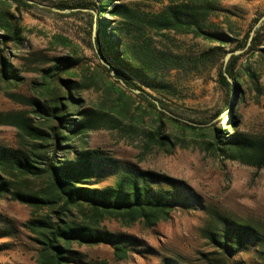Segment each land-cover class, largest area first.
<instances>
[{"label":"trees","instance_id":"16d2710c","mask_svg":"<svg viewBox=\"0 0 264 264\" xmlns=\"http://www.w3.org/2000/svg\"><path fill=\"white\" fill-rule=\"evenodd\" d=\"M122 0H91L70 5L66 2L53 5L62 17L83 16L87 27L85 35L91 50L103 69L121 88L133 93L151 109L162 116L175 112L159 97H149L145 92L174 94L175 87L168 80L171 72L183 68L184 60L172 57L154 47L153 38L163 33L191 35L219 46L203 51L198 57L189 58L192 67L204 65L212 59L223 60L216 68L218 86L237 94L238 82L235 63L231 57L224 64L219 49L227 44L228 37L211 35L204 30L214 7L210 0H169L158 13L131 7ZM8 8L0 15V77L17 85L20 78L3 56L2 46L23 45L19 26L22 14L33 10L48 9L37 0H3ZM53 13V12H51ZM95 14V16L93 15ZM94 26V37L92 29ZM264 24L255 32L246 48L248 33L233 46V51L249 53L257 50L262 41ZM58 43L69 47L72 43L57 37ZM232 51V52H233ZM44 70L41 86L54 85L49 100H28L31 112L0 113V126L16 130L19 145L15 149L0 148V197L30 208L33 218L25 228L31 233L36 246L35 264H78L75 247L109 246L113 255L122 260L127 257L128 237L114 235L100 227L105 219H114L123 226L136 222L146 229L169 220L178 208H192L199 204L198 197L181 181L165 175L141 171L125 165L109 155L85 147L83 138L101 128V123L119 124L100 110H82L83 100L75 95L80 90L72 70L79 66L73 57L50 59ZM111 72L113 75H111ZM66 76V78H63ZM120 98L124 95L118 89ZM63 92V96L62 93ZM228 103L226 110L230 109ZM76 111L71 112L72 109ZM34 114V117H30ZM202 120L193 121L200 124ZM37 124V125H36ZM239 123L233 121L229 131L215 135L214 153L230 161L260 170L264 168V137L249 136L239 132ZM152 142L164 147L170 141L159 126L152 135ZM39 188H30L31 182ZM5 233H0L3 238ZM213 251L200 254L206 264H228L238 254L251 250L256 264H264V235L245 223L224 222L220 229L204 231Z\"/></svg>","mask_w":264,"mask_h":264},{"label":"rangeland","instance_id":"374dc122","mask_svg":"<svg viewBox=\"0 0 264 264\" xmlns=\"http://www.w3.org/2000/svg\"><path fill=\"white\" fill-rule=\"evenodd\" d=\"M0 0V15L8 9ZM91 0H37L46 7L66 2L74 5ZM177 1V0H173ZM125 5L158 13L169 0H122ZM214 10L204 26L211 35L228 37L220 52L225 55L249 32L264 14V0H210ZM95 16V14H93ZM83 16L62 17L57 13L33 10L22 14L23 45L2 46L8 64L20 78L17 85L0 77V113L31 112L28 100L50 99L54 85L41 86L50 59L73 57L79 66L72 78L79 84L75 92L84 102L82 110H100L119 124L101 123V128L88 132L83 141L89 150L101 151L113 159L141 171L161 174L183 182L198 197L197 206L178 208L168 221L146 229L136 222L123 226L105 219L100 227L114 235L129 238L132 245L125 259L113 255L109 246L75 247L78 264H206L200 254L213 251L204 231L221 228L224 222L245 223L264 235V168L256 170L222 154L214 153L215 135L229 131L233 121L239 132L264 137V31L257 50L243 53L235 63L237 94L222 90L217 84L216 68L223 60L212 59L204 65L187 61L203 51L217 47L191 35L163 33L153 36L154 47L172 57L184 60L183 68L171 72L169 82L174 94L145 92L159 97L175 112L162 116L137 95L121 88L99 67L85 31ZM67 38L72 45L63 47L57 37ZM66 78V76H63ZM124 95L120 98L118 89ZM64 95L63 92L61 93ZM228 103L232 106L226 110ZM73 108L71 112H75ZM30 117H34L31 114ZM202 120L200 124L193 121ZM37 125V124H36ZM162 126L170 145L152 142V135ZM19 145L16 130L0 126V148ZM31 182L30 188H39ZM33 218L30 208L0 197V264H35L36 246L25 224ZM251 250L236 255L228 264H256Z\"/></svg>","mask_w":264,"mask_h":264},{"label":"water","instance_id":"95a60500","mask_svg":"<svg viewBox=\"0 0 264 264\" xmlns=\"http://www.w3.org/2000/svg\"><path fill=\"white\" fill-rule=\"evenodd\" d=\"M31 5H36L40 8H45V9H48L50 10L51 12L53 13H59V14H68L69 11H59V10H56L54 8H51V7H46V6H40L38 4H35L33 2H29ZM264 24V14L256 21V23L254 24V26L251 28V30L249 31L248 33V39H247V45H246V48L250 45L251 41H252V38L254 37L255 35V32ZM92 37H94V26H93V29H92ZM245 49L243 50H236V51H233V52H229L227 53L225 56H224V64H226L229 59L231 57H238L240 56L241 54H243L245 52ZM111 75H113V73L111 72ZM134 94H138L139 92L138 91H133Z\"/></svg>","mask_w":264,"mask_h":264}]
</instances>
